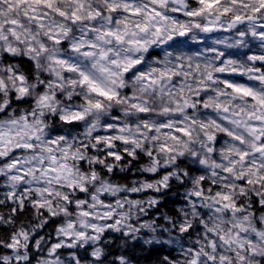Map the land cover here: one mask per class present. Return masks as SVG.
<instances>
[{"label": "clouds", "instance_id": "9594fccd", "mask_svg": "<svg viewBox=\"0 0 264 264\" xmlns=\"http://www.w3.org/2000/svg\"><path fill=\"white\" fill-rule=\"evenodd\" d=\"M257 6V0H220L218 6L211 10L205 9L199 0H54L51 10L44 7L38 9L36 14L42 16L43 19L37 21L30 18L34 14L30 11L33 7L30 3H19L18 0H0V78L9 83V91L4 93L3 103L8 104L12 99L9 94L12 82L4 71V49L11 46L18 49L17 62L13 63L14 68H20L21 72L26 74L28 65L25 63L21 67L18 61L21 59L26 61L31 55L39 65L36 71L37 76L43 75L50 78L51 81H57L64 85L63 88L52 87L48 92L51 106L56 111L53 113L51 109H44L47 134L52 138L63 136L67 143L76 140L88 144L95 142L96 134L100 135L105 147L94 149L95 156L85 153V158L87 161L95 159L102 168H107L108 163L115 164V172H109L106 177L108 182L114 186H120L124 190V194L117 193L115 199H121L127 204L129 194H131L126 192L129 183H121L119 179L127 180L129 173L135 177L130 180V185L134 187H142L148 183L155 187L164 175H168L170 179H177L178 183H183V180L177 176L175 167L177 161L172 159L177 151L186 153V156L181 159H185L193 168H200L201 171H204L199 163L191 159L193 153L197 154L199 159L206 161L208 179H215L217 184H223L225 181L220 176L215 178L211 176L213 167L222 173L223 168L229 166L231 160L235 159L239 152H251L253 144V140L247 136V130L242 124L237 126L236 121L237 117L246 120L248 113L256 112V106L243 96H237L230 89L225 88L223 81L226 77L232 76L234 70L236 74L243 73L244 79L239 81L242 84L248 82L249 75L259 74V69L250 63L244 55L246 52L248 55H264V45L260 44L258 37L253 36L254 32H258V25L264 23V11L259 13V20H256L257 14L253 12V8ZM112 7L116 8L115 12L111 11ZM135 8L140 9V14L128 15V9L134 10ZM152 9L159 11L167 19L162 21L160 17L155 16V12H151L150 16L149 12ZM225 9H227V13H225ZM57 10L65 15L60 16ZM187 12H193L194 15L188 16ZM73 13L79 17L75 22H73ZM195 13L199 14L195 15ZM237 15L247 16L252 22H245L242 27L233 25L229 31L223 30ZM12 21H16L17 24L13 25ZM157 22L161 25L160 32L156 31ZM40 24H43L44 27H40ZM138 24L140 28L136 27ZM145 24L148 25L147 31L143 30ZM13 27L20 37L19 41L10 31ZM237 27H241V31L245 33L244 36H241L240 32L236 30ZM206 28L210 30H205ZM58 30L59 38L64 41L62 45L48 39ZM109 31L118 32L123 37L122 40L116 41L110 36H105V33ZM181 32L185 34L181 36ZM5 37L7 39H4ZM129 41H143V43L130 44ZM29 42L36 48V53L26 54ZM40 43L46 46V51H40ZM89 44H94L96 47H80ZM249 48L252 49L251 52H248ZM85 51H90L95 55L85 56L83 55ZM101 52L108 53L106 59H100ZM56 58L62 59L67 65L74 66L76 71L65 72V64L55 63ZM112 61H116V63L113 64ZM101 64L108 69L107 72L101 70ZM53 69L55 70L53 71ZM125 69L127 70L125 71ZM161 70H170L178 75H174L172 79H159ZM80 72L87 73L106 89L114 90L118 94L119 102L108 101L89 93L86 85L83 88L78 83L72 85L70 83L72 80L78 82L81 78ZM149 75L153 80H159V82L148 83ZM27 86L33 89L31 96L38 98L39 94L35 91L36 85L31 83ZM253 87H256L258 91H264V83H258ZM205 88L208 90L206 94L200 91ZM53 94H57L58 99H51ZM76 96H79L80 100H76ZM181 96L187 97L189 103H196L197 107L188 112L181 103L178 109L174 101ZM196 96H203V100L194 101L192 98ZM88 101H91V105ZM98 101L103 105L102 109L92 107ZM133 103L147 107L149 113L142 117L131 106ZM217 104L222 106L219 111L216 108ZM36 107L39 110V105ZM223 107L230 109L227 119H225L226 114L223 112ZM17 108H20L21 114H23L28 105L13 104L7 114L0 117V124H6L9 118L15 119ZM165 108L168 111H165ZM76 111L84 114L83 120L73 124H65L59 120L60 115ZM113 112L118 113V118L113 116ZM260 112H264V109H260ZM256 114L259 113L256 112ZM105 120L112 125L111 135L113 143L116 145L113 150L125 153L137 149L141 155L132 159L125 158L123 162H106V157L101 154L106 151L107 142L104 141V137L109 134L106 130ZM229 120L233 123H228ZM145 121L154 129L152 134H149ZM162 122L168 125L167 131L161 128ZM202 125L204 126L202 127ZM177 127L187 128L191 132V136H179L178 139H172V130ZM120 128L123 130L118 131L117 129ZM225 128L230 129L236 136L243 137V145L237 143L231 136H221L220 134ZM141 132L143 133L142 137L139 135ZM213 133L220 137L218 145L211 143L208 139V136ZM117 136H124L129 140L135 138L136 144L121 145L116 141ZM162 144H167L172 148L173 153L170 155L168 152L162 151L160 148ZM209 148L213 151H208ZM148 152H154L155 156L159 157L158 167L148 159L146 156ZM16 155L23 161L31 154L17 152ZM141 156L144 158L141 159ZM253 159L260 161L259 156L250 155L249 164ZM21 167H30V165L22 163ZM153 167H156V172L150 171ZM168 168H171L172 171L168 172ZM240 171L241 166L238 163L235 166V172L228 176L226 181L236 188V191L232 193L236 199L240 198V189L233 177ZM260 172L264 173V168H261ZM100 176L101 174L98 172L97 179L103 183ZM194 176H199V173H194ZM114 177L119 179H114ZM188 179L191 180L193 177H188ZM89 186L93 189L99 187V185L92 184ZM31 187H36V184L33 183ZM19 190L17 188V191ZM64 191L66 190H61L62 193ZM189 191L188 187H178V185H173L169 189L161 188L158 193L149 190L138 194L154 193L155 195L149 194L145 198L139 199L140 204L136 207L131 209L125 207L119 210L130 214L131 219L136 221L137 227L144 226L139 233L131 237L132 241L140 242L142 249L145 251L165 249L175 252L177 257L175 261L165 255L162 259L157 257L154 264H163L165 260L168 264H186L189 258L187 250L205 235L194 229L191 237L185 236L171 226V221L175 217L171 215L173 208L169 207L166 201L168 193L171 192L174 197L179 196L183 201ZM260 191L261 189L255 186L247 188L248 193ZM96 194L100 195V192L97 191ZM0 196H3V193H0ZM109 198L112 197L109 196ZM152 199L158 202L159 210H157V205L149 204ZM250 199L249 196V206ZM0 202L3 201L0 200ZM56 203L60 207L64 206L63 202L58 199ZM207 203L211 204V201ZM196 204L197 208H201V201H197ZM174 209L180 211L182 216H186L189 223H194L196 219H201L202 222L208 220L212 225H216L218 221L223 223L225 220L233 224L236 222L235 218L217 217L207 207L201 208V212L194 214L190 204L185 205L182 202ZM203 211H208L209 216L202 217ZM262 217H264V212L256 215V219ZM64 219L66 220L68 217H64ZM21 225L29 229L30 237L35 236L44 227L43 220L35 215H32L31 222H20L17 227ZM116 234L120 233L116 232ZM126 238L128 237H121V254L115 255L114 258L111 251L113 244L111 238L106 239L105 244L93 241L92 245L103 249L104 255L107 257L104 264H120L121 260L124 261V264H140L139 258H134L131 252L127 251L125 254V250L129 249ZM38 239H41L45 244L48 243L44 236H39ZM218 244L226 256L239 264L237 257L231 255L235 249L229 250L219 241ZM75 253L74 249L72 253L64 255L63 264H69ZM80 253L83 255V249H80ZM12 256L14 257L15 253H12ZM43 260V256L37 255L32 264H42ZM84 264H90V260L85 259ZM255 264H259V260L255 261Z\"/></svg>", "mask_w": 264, "mask_h": 264}, {"label": "snow or ice", "instance_id": "6c2138e0", "mask_svg": "<svg viewBox=\"0 0 264 264\" xmlns=\"http://www.w3.org/2000/svg\"><path fill=\"white\" fill-rule=\"evenodd\" d=\"M18 2L30 3L33 6L30 11L34 13L30 18L40 21L43 17L36 14L38 9L44 7L51 10L54 0H18ZM199 2L205 9L211 10L213 7L218 6L220 0H199ZM257 3L258 6L253 8V12L257 14L256 20H259V13L264 11V0H257ZM57 11L60 16L65 15L63 12ZM111 11L115 12L116 8L112 7ZM151 12H155V16L160 17L162 21L167 19L155 9L150 10V16ZM225 13H227V9H225ZM139 14V8L128 9V15L130 16ZM198 14L195 13V15ZM186 15L192 16L194 13L187 12ZM78 19L79 17L73 13V22ZM245 22L252 21L247 16H234L228 27L223 30L229 31L233 25L242 27ZM11 23L13 25L17 24L16 21ZM39 26L44 27L43 24ZM136 27L140 28V25L138 24ZM241 27H237L236 30L240 32L241 36H244L245 33L241 31ZM143 30H148L147 24H145ZM205 30L210 29L206 28ZM10 31L19 41L20 37L17 35L15 27L11 28ZM156 31H161L159 22H157ZM184 34V32L180 33L181 36ZM105 36H110L116 41H121L123 38L116 31H109L105 33ZM253 36L258 37L260 44L264 45V23L258 25V32H254ZM4 39H7V37ZM48 39L57 44L62 45L64 43L59 38V30L51 34ZM129 43L142 44L143 41H129ZM80 47L94 48L96 45L89 44L87 46L81 45ZM17 51L18 49L11 46H7L4 49V71L9 75L12 82V88L9 93L12 99L8 104L3 103L4 93L9 91V83L0 78V117L6 115L13 104H27L28 108L23 114H21L20 108H17L15 119L9 118L6 124H0V193H3V196H0V200L3 201L0 202V208L8 207L9 209L7 214L0 212V234H2L0 235V264H32V261L37 257V251L44 252L45 243L41 239H37L34 236L30 237L27 227L23 225L17 227L19 216L26 212L29 207L32 210V215L43 220L44 226L53 218H60L55 229L57 239L47 247V255L44 257L42 264H63L64 252L72 253L74 249L76 253L71 257L69 264H84L86 257H90V264H104L107 257L104 255L103 249L93 247L92 242L99 241L101 244H105L106 234L110 235L116 232L130 238L134 234L139 233L144 226L140 225L137 227L136 221L131 219L130 214L119 210L125 207L129 209L136 207L140 204V200L129 198L127 204H125L123 200L115 199L117 193L124 194V190L120 186H114L106 180L109 172H115V164L108 163L107 168H102L95 159L92 161L86 160L85 153L95 156L94 149L105 147L99 134L95 135L93 144H88L84 141L77 142L76 140L67 143L66 138L63 136L52 138L47 134L44 109H51L53 113L56 111L51 106L48 92L52 87L63 88L64 85L57 81H51L50 78L43 75L37 76L36 71L39 65L37 60L31 55L28 56L26 61L23 59L18 61L21 67L25 63L28 65L26 74L22 73L20 68H14L12 61L17 60ZM36 51V48L29 42L26 54L36 53ZM40 51H46V46L43 43H40ZM251 51L252 49L249 48L248 52ZM83 55L92 56L95 54L85 51ZM107 55V52H101L100 59H106ZM221 55L224 54L221 53ZM244 55L250 63L259 69V74L249 75L248 82L242 84L239 81L244 79L243 73L236 74L234 70L232 76L224 79L223 86L230 89L237 96L246 98L247 101L256 106V112L259 114H256V112L248 113L246 120H241L237 117L236 125L242 124L244 126L247 130V136L253 140V144L251 152H239L238 156L231 160V164L223 168L222 173H219L213 167L210 173L211 176L214 178L220 176L225 183L217 184L215 179H208L206 161L199 159L197 154L193 153L191 159L199 163L204 171H201L200 168H193L185 159H181L186 156V153L177 151L172 156V159L177 161L175 164L177 176L183 180V183H178L177 179H170L168 175H164L155 187L148 183L142 187L128 185L126 188L127 193L136 194L149 190L158 193L161 188L169 189L173 185L188 187L190 191L184 198L183 203L185 205L190 204L194 214L201 212V208L207 207L217 217L235 218L236 222L234 224L225 220L223 223L218 221L216 225H212L210 221L205 220L202 222L201 219H196L194 223H189L187 217L182 216L180 211L172 209L171 215L175 218L171 221V226L174 229L189 237L193 235L194 229L205 234L187 250L189 258L186 264H205V262L206 264H236V261L231 260L229 256L224 254V250L220 248L218 241L229 250L235 249V251L231 252V255L237 257L239 264H255L257 260H259V264H264V227H262L264 225V217L256 219L258 213L264 212V173L260 172V169L264 168V162H261L264 161V112H260V109H264V91H258L256 87H253V85L258 83H264V55H248L247 52ZM54 62L65 64V72L76 71L74 66L67 65L60 58H56ZM112 63L115 64L116 61H112ZM221 63H224V61H221ZM100 67L102 71H108L103 64ZM174 75H178V73L170 70H161L159 79H172ZM80 77L78 82L72 80L70 83L72 85L78 83L81 88L86 85L89 93L108 101L116 100L119 102L118 94L114 90L106 89L85 72H80ZM147 81L150 84L159 82V80H153L150 75L147 77ZM31 83L36 85L35 91L39 94L38 98L31 96L33 89L27 86V84ZM213 83H215L214 80ZM200 91L206 94L208 90L205 88ZM51 99H58L57 94H53ZM75 99L80 100V97L76 96ZM192 99L201 101L203 96H196ZM88 103L91 105V101H88ZM174 103L178 109L183 103V107L188 112L197 107L196 103H189L187 97L183 96L175 100ZM36 105H39V110H37ZM131 106L142 117L144 114L149 113V109L139 103H133ZM92 107L102 109L103 105L98 101ZM216 108L219 111L222 106L217 104ZM164 110L168 111L167 108ZM65 111L67 112V110ZM229 111L228 107H223V112L226 114L225 119H227ZM113 116L118 118V113L113 112ZM254 116L255 119H253ZM83 119L84 114L79 111L59 116V120L65 124L77 123ZM104 123L109 134L104 137V141L107 142L106 151L101 154L106 157V162H123L125 158L132 159L141 155L137 149L125 153L113 150L116 145L113 143L111 135L113 131L112 125L107 120ZM228 123L233 122L229 120ZM145 126L148 128L149 134L154 132V129L147 124V121H145ZM161 128L167 131L168 125L162 122ZM117 130L122 131L123 129ZM139 135L142 137L143 133L141 132ZM220 135L231 136L233 140L241 145L244 143L243 137L236 136L228 128H225ZM179 136L190 137L191 132L184 127L173 129L171 138L178 139ZM153 139H155V136H153ZM208 139L211 143L217 145L220 141V137L215 133L209 135ZM116 141L121 145L136 144L135 138L129 140V138L124 136H117ZM160 148L170 155L174 151L167 144H162ZM208 151H213V149L209 148ZM17 152H27L31 155L22 161L16 155ZM250 155L253 157L259 156L260 161L253 159L251 164H249ZM146 156L158 167L160 163L159 157L155 156L154 152H148ZM143 158L141 156V159ZM22 163L30 165V167H21ZM238 163L241 166V171L233 177L240 189V198L236 199L232 195L236 188L226 181L228 176L235 172V166ZM150 171L156 172V167H153ZM167 171L171 172L172 169L168 168ZM98 172L101 174L100 180L104 181L103 183L97 179ZM194 173H199V176H194ZM157 175H159L158 172ZM188 177H193V179L190 180ZM33 183L36 184V187H31ZM90 184L99 185V187L93 189L89 186ZM249 186L259 187L261 191L248 193L247 188ZM17 188L20 190L17 191ZM61 190L66 191L62 193ZM97 191L100 192V195L96 194ZM109 196L112 198L110 199ZM249 196L251 197L250 206ZM57 199L63 202V207L56 203ZM197 201L202 202L201 208H197ZM208 201H211V204H208ZM149 204L157 205V210H159L156 200H150ZM208 216V211L202 212V217ZM64 217H68V219L65 220ZM6 225L7 227H3ZM197 226L199 227L197 228ZM4 249L8 250L7 255H3L2 250ZM33 249L37 251H33ZM80 249H83V255H81ZM89 249H91L90 252ZM12 253H15L14 257ZM172 260L175 261V259ZM120 264H124V261L121 260ZM163 264H168L167 260Z\"/></svg>", "mask_w": 264, "mask_h": 264}, {"label": "trees", "instance_id": "16d2710c", "mask_svg": "<svg viewBox=\"0 0 264 264\" xmlns=\"http://www.w3.org/2000/svg\"><path fill=\"white\" fill-rule=\"evenodd\" d=\"M26 59V58H25ZM17 62V60H13L12 63ZM23 106V105H22ZM133 175L131 173L128 174V179L123 180L119 179L118 177H114V179H119V182L121 183H129L130 180L133 179ZM155 195V194H153ZM166 201L169 207L175 208L176 205L180 204L179 196H173L171 192L168 193V196L166 197ZM8 207L0 208V212H3L4 214L8 213ZM32 221V210L29 207L26 212H24L22 215L19 216L17 223L20 222H31ZM59 220L57 218H53L49 221L47 225L43 227V229L39 230L36 234V238H39V236H44L46 240L53 239V236L55 234V229L58 226ZM7 227V226H3ZM120 237L114 236L113 244L111 246L112 256L113 258L115 255L121 254L120 253ZM129 244V249L125 250V254H127V251L131 252L133 257L139 258L140 264H154L157 257L160 259L163 258V256L167 255L170 259H176L175 252H169L165 249H159L158 251H145L141 248L139 241H132L130 237L126 238ZM132 245V246H131ZM49 247V246H47ZM47 247L44 245V252H38L36 249H33V251H37L38 256L45 257L47 255ZM107 247V246H106ZM146 247V246H145ZM3 253H7L8 250L4 249L2 250ZM34 261V260H33Z\"/></svg>", "mask_w": 264, "mask_h": 264}, {"label": "rangeland", "instance_id": "374dc122", "mask_svg": "<svg viewBox=\"0 0 264 264\" xmlns=\"http://www.w3.org/2000/svg\"><path fill=\"white\" fill-rule=\"evenodd\" d=\"M147 178H149V179H151L152 177H147ZM149 194H154V193H143V194H138V193H136V194H129V198H135V199H143V198H145L147 195H149ZM179 200H180V203H182L183 201L179 198ZM36 236V235H35ZM34 236V237H35ZM114 236H116V237H122V235L121 234H116V233H111L110 235H108V234H106V236H105V239H109V238H111L112 240L114 239ZM36 238V237H35ZM56 239H57V237H56V233L54 234V236H53V239H50L49 241H48V243L47 244H45V246L47 247V246H50V244L51 243H53V242H55L56 241ZM89 251H91V249H89ZM64 255H67V251H65L64 252ZM86 259H90V257H86Z\"/></svg>", "mask_w": 264, "mask_h": 264}]
</instances>
